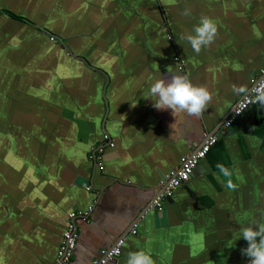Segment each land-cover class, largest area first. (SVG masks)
<instances>
[{"label": "crops", "instance_id": "1", "mask_svg": "<svg viewBox=\"0 0 264 264\" xmlns=\"http://www.w3.org/2000/svg\"><path fill=\"white\" fill-rule=\"evenodd\" d=\"M201 16L218 36L197 55L179 36ZM263 70L264 0H0V264H58L69 214L92 206L77 219L69 264H89L120 238L113 264L139 250L156 264H249L240 229L264 222L259 105L163 212H145L164 177L235 109L244 93L233 85L246 93ZM169 73L210 91L200 118L146 99ZM101 146L102 169L89 155ZM217 163L233 172L235 191Z\"/></svg>", "mask_w": 264, "mask_h": 264}, {"label": "clouds", "instance_id": "2", "mask_svg": "<svg viewBox=\"0 0 264 264\" xmlns=\"http://www.w3.org/2000/svg\"><path fill=\"white\" fill-rule=\"evenodd\" d=\"M182 15H191V9L185 8ZM218 36L216 22L208 17L201 16L191 33H182L179 39L190 44L198 55L202 49L210 47ZM169 72V71H168ZM161 76L156 79L146 93V99L153 101L152 107L159 111L171 110L175 117L177 113H187L190 117L200 118L212 100V94L205 86H196L185 75ZM234 93H245L242 88L233 85ZM245 99L264 108V84L258 85L245 94ZM219 174L226 178L222 185L231 191L237 189L233 182V172L222 163H217ZM241 238L247 242V247L241 250L247 257L249 264H264V222L253 221L249 226L241 227ZM126 264H156L152 256L144 250L127 253Z\"/></svg>", "mask_w": 264, "mask_h": 264}, {"label": "built area", "instance_id": "3", "mask_svg": "<svg viewBox=\"0 0 264 264\" xmlns=\"http://www.w3.org/2000/svg\"><path fill=\"white\" fill-rule=\"evenodd\" d=\"M169 38L172 39V36L169 35ZM261 84H264V70L259 75L251 79V89ZM245 94L246 93H244L240 97L235 109L226 118L220 130L214 135H207L203 144L200 147L196 148L193 153L183 159L181 167L172 172L169 176H167V181L164 184V190H157L158 196L148 207L145 214L153 211L163 212L165 203L174 197L176 191L179 188H181L184 184L188 183L192 179L196 168L200 166L203 160L206 159L213 147H215V145L219 142L220 137L228 133L229 129L251 107L258 106V104L252 103L250 99H245ZM109 145L110 147H114V144L112 143ZM104 151L105 148L101 146L97 148H92L89 154L90 159L95 161L96 165L101 169L103 168ZM93 208L94 206H92L90 210L85 213L71 212L69 214L68 228L63 234L62 243L58 252V264L71 263L79 239V228L77 225V219L80 217H85L88 219V217L91 215V212L93 211ZM131 234H138V222L134 223ZM125 243L126 239L120 238L114 246L103 250L100 254V257L95 260H92L89 264H113L117 262L118 259L122 257Z\"/></svg>", "mask_w": 264, "mask_h": 264}, {"label": "water", "instance_id": "4", "mask_svg": "<svg viewBox=\"0 0 264 264\" xmlns=\"http://www.w3.org/2000/svg\"><path fill=\"white\" fill-rule=\"evenodd\" d=\"M226 120V119H225ZM225 120L223 121V123L220 125V127H219V130H220V128H221V126L224 124V122H225ZM209 135V134H208ZM212 135H214V134H212ZM203 143H201V145H202ZM198 147H200V146H198ZM197 147V148H198ZM199 171H201V166H198L197 168H196V170H195V173H194V175H196L197 174V172H199ZM171 174V173H170ZM169 174V175H170ZM169 175H167V176H169ZM167 176L166 177H164V179H163V183L156 189V191L159 189V191L161 190H164V184H165V182L167 181ZM158 196V193H157V195L155 196V198L153 199V201L156 199V197ZM173 200V198H171L170 200H168V202L169 201H172ZM153 201H152V203H153ZM151 203V204H152Z\"/></svg>", "mask_w": 264, "mask_h": 264}]
</instances>
